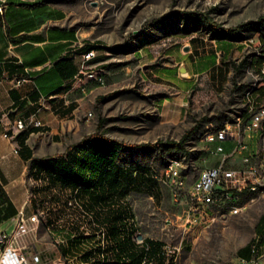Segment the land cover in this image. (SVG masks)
I'll use <instances>...</instances> for the list:
<instances>
[{
	"label": "rangeland",
	"instance_id": "1",
	"mask_svg": "<svg viewBox=\"0 0 264 264\" xmlns=\"http://www.w3.org/2000/svg\"><path fill=\"white\" fill-rule=\"evenodd\" d=\"M25 1L45 8L47 26L74 32L73 46L101 45L97 69L104 81L85 78L67 95L79 106L63 122L59 143H53L54 134H47V142L56 148L53 154H62L92 135L114 140L122 148L121 165L132 172L137 167L145 176L134 180L128 197L138 237L175 249V264H226L234 259L259 232L264 193L246 191L232 204L210 205L195 220L190 190L203 168L219 162V155L210 154L205 135L237 117H248L251 99L264 104V88L255 90L264 87V41L255 40L258 25L250 23L264 16V0ZM207 65L208 70L190 78L194 85L186 93L183 110L165 119L170 115L169 111L163 115L165 99H171L173 108L178 105L182 79ZM195 126L188 152H164L151 145L181 140ZM173 158L181 160L179 168L186 176V185L177 194L166 174ZM35 178L37 201L47 196L44 215L56 212L64 226L77 219L79 211L69 204L70 192L39 195L40 184L48 178L44 172ZM84 230L91 232L87 224ZM44 234L40 239L51 241ZM30 236L31 241L39 239L38 234ZM59 241L67 243L66 236ZM27 249L23 247L32 264Z\"/></svg>",
	"mask_w": 264,
	"mask_h": 264
},
{
	"label": "crops",
	"instance_id": "2",
	"mask_svg": "<svg viewBox=\"0 0 264 264\" xmlns=\"http://www.w3.org/2000/svg\"><path fill=\"white\" fill-rule=\"evenodd\" d=\"M0 7V183L9 197L8 201L0 203V231L13 232L20 227L23 231L21 244L31 250L32 264L91 261V257L84 256L91 242L59 241L67 233L85 232V224L64 226L57 220L56 212L44 215L42 209L48 203L46 195L51 189L45 179L40 184L39 195L44 191L46 197H40L37 201V179L32 174L33 159L55 155L56 148L47 142V134H54L57 141L53 143H59L63 122L68 121V116L74 114L79 106L75 100H68L67 95L79 87L85 78H89L79 77V58L74 55L81 53L82 47L73 46L74 32L45 24L46 10L39 3L0 0ZM100 51L98 49V53ZM99 56L100 53L96 64ZM66 61L73 62L76 67L75 73L69 77L67 75L71 69L65 68ZM212 62L216 64L217 57L214 56ZM209 68L208 65L195 68L188 73L189 77L182 79L185 85L179 91L183 95L178 105L176 103L173 108L170 98L163 102V115L170 112L165 119L173 118L179 108L183 110L186 93L194 85L190 78ZM19 119L25 121L24 129L18 128ZM37 120H41V123L37 124ZM22 132L26 133L24 143L19 138ZM249 140L252 144L257 142L255 139ZM226 142L225 147L231 151L234 141ZM37 210L40 220L31 221L30 217ZM21 216L26 220L23 224L18 223ZM74 222H80L78 216L77 219L72 218L71 223ZM259 227L258 234L264 236V213ZM40 233L49 235L51 241L40 239ZM30 234H38L39 239L35 237L31 241ZM252 244L253 241L244 254L237 256L251 257ZM260 252L264 256V238Z\"/></svg>",
	"mask_w": 264,
	"mask_h": 264
},
{
	"label": "trees",
	"instance_id": "3",
	"mask_svg": "<svg viewBox=\"0 0 264 264\" xmlns=\"http://www.w3.org/2000/svg\"><path fill=\"white\" fill-rule=\"evenodd\" d=\"M250 23L258 25L259 30L253 36L257 42H263L264 16ZM100 46L94 43L85 44L86 49H100ZM65 63V68L71 69L67 75L69 77L75 73L76 67L73 62ZM243 87L245 85L240 86ZM263 88L255 90L263 91ZM197 128L195 126L190 129L181 140H159L151 145L164 152H188L187 141ZM212 132L214 131L209 133ZM19 138L24 143L26 133L19 134ZM121 150L119 143L114 140L92 135L70 146L62 154L33 159L32 174L40 177V173L44 172L48 178L49 189L59 193L70 192V196L77 198L85 211L90 212L91 216L79 213L80 222L69 224H87L91 229L90 233L83 231L67 233L65 236L67 243L91 242L90 249L84 254L86 258L91 257V264H143L145 259H153L155 264H175V258L164 252V242L144 237L140 243L136 238L139 229L128 197L134 180L145 176L138 173L137 167L132 172L121 165ZM148 180L154 181L152 178ZM8 200L9 197L0 183V203ZM102 225L106 228L104 243L97 235ZM248 247L242 248L239 253L244 254Z\"/></svg>",
	"mask_w": 264,
	"mask_h": 264
},
{
	"label": "built area",
	"instance_id": "4",
	"mask_svg": "<svg viewBox=\"0 0 264 264\" xmlns=\"http://www.w3.org/2000/svg\"><path fill=\"white\" fill-rule=\"evenodd\" d=\"M80 47L82 54L74 55L79 58V77L84 79L86 75L93 74L97 68L95 60L99 53L95 47L86 49L84 44ZM102 81L104 77L99 82ZM247 115L248 117L235 124H225V128L205 138L211 144L210 154L219 155V162L203 168L192 185L190 212L194 214L195 220L198 214L204 215L210 205L219 206V202L232 204L240 200L233 198V190H244L255 183H264V104L256 103L251 99V111ZM36 123H41V120H37ZM17 126L19 129H24L26 123L23 119H19ZM249 139H255L256 144H252ZM227 140L234 141L231 151L225 147L224 142ZM229 159L232 165H228ZM180 165L181 162H178V168L166 171L176 187V194L186 185V176L180 171ZM155 177L158 178L157 175ZM39 219L40 214L37 213L30 217L31 221H39ZM25 221L23 216L18 219L20 224ZM22 235L23 231L20 227L13 232L0 231V264H31L21 244ZM97 235L101 236L98 232ZM263 238L262 234L255 236L251 246V257L236 256L229 261V264H264V256L260 252ZM166 254L172 257L170 247ZM66 264H77V260ZM144 264H155V262L146 259Z\"/></svg>",
	"mask_w": 264,
	"mask_h": 264
},
{
	"label": "bare ground",
	"instance_id": "5",
	"mask_svg": "<svg viewBox=\"0 0 264 264\" xmlns=\"http://www.w3.org/2000/svg\"><path fill=\"white\" fill-rule=\"evenodd\" d=\"M96 51H98L97 48H96ZM76 54H78V53H76ZM79 54H82V51H81V53H79ZM86 76L89 77L90 79H93V80H96V81H101V80L103 79V73H102L101 71L96 70V69H95V71H94L93 74H91V75H86ZM254 102H255V101H254ZM246 109H247V113H250V111H251V100H250V102L248 103V106H247ZM90 114H91V113H90ZM243 118H244V116L242 115V116H240V117H237V118L234 120V122H232V123H227V124H235V123H237V121H240V120H242ZM39 124H40V123H39ZM223 128H225V125L222 126V127H220L216 132L207 133V134L205 135L204 138H209V135H211V134H213V133H217V132H219L220 130H222ZM178 162H181V160H180L179 158H173V159H171V160L169 161V163L166 165V171H171L172 169L178 168ZM181 163H182V162H181ZM164 171H165V170H164ZM246 191H249V192H263V193H264V183H255L253 186H248V187H247L246 189H244V190H233V198H239L240 195H241L242 193H245ZM219 203L222 204V203H226V202H219ZM69 204L72 205V206H74L75 208H77V210L79 211V213H80V211H81V213H82L83 215H85V216H86V215L91 216L90 212L85 211V209H84L82 203H81L77 198L72 197V198L69 200ZM37 214H38V213H37ZM39 220H40V219H39ZM97 232L100 233L101 236H99V237H101V239L103 240V243H104V240H105V237H106V228H105V226H103V225L100 226ZM87 233H90V231L87 232ZM136 238H137L138 242H140V243H142L143 240H144V238H142V237L140 238V237H138V235H137ZM163 250H164V252L166 253L167 250H169L168 245L165 244V245L163 246ZM173 253H176L175 249H174V250L172 249V257L175 256V255H173ZM145 260H146V259H145ZM145 260H144V261H145ZM151 260H153V259H151ZM144 261H143V264H144ZM229 261H232V259L229 260ZM229 261H227L226 264H229ZM77 264H90V262H89V261H87V262H81V263L77 262Z\"/></svg>",
	"mask_w": 264,
	"mask_h": 264
},
{
	"label": "water",
	"instance_id": "6",
	"mask_svg": "<svg viewBox=\"0 0 264 264\" xmlns=\"http://www.w3.org/2000/svg\"><path fill=\"white\" fill-rule=\"evenodd\" d=\"M182 71H186V69H185V68H182ZM139 236H140V237H142V235H141V234H139Z\"/></svg>",
	"mask_w": 264,
	"mask_h": 264
}]
</instances>
